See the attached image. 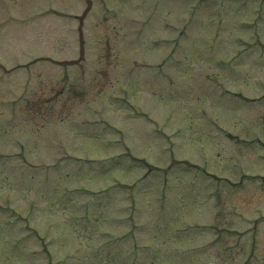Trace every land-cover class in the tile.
<instances>
[{
    "label": "rangeland",
    "instance_id": "rangeland-1",
    "mask_svg": "<svg viewBox=\"0 0 264 264\" xmlns=\"http://www.w3.org/2000/svg\"><path fill=\"white\" fill-rule=\"evenodd\" d=\"M0 264H264V0H0Z\"/></svg>",
    "mask_w": 264,
    "mask_h": 264
}]
</instances>
